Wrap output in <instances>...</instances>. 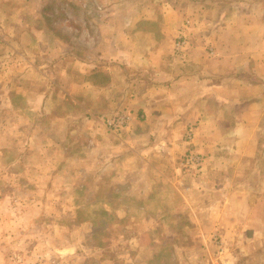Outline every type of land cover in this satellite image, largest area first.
<instances>
[{"label":"rangeland","instance_id":"374dc122","mask_svg":"<svg viewBox=\"0 0 264 264\" xmlns=\"http://www.w3.org/2000/svg\"><path fill=\"white\" fill-rule=\"evenodd\" d=\"M85 1L0 0V264H264V246H226L187 205L162 216V131L136 125L129 88L104 113L78 104L98 98L80 85Z\"/></svg>","mask_w":264,"mask_h":264},{"label":"crops","instance_id":"0c3cea01","mask_svg":"<svg viewBox=\"0 0 264 264\" xmlns=\"http://www.w3.org/2000/svg\"><path fill=\"white\" fill-rule=\"evenodd\" d=\"M85 2L80 85L98 98L78 104L104 113L108 91L129 88L136 125L162 131V216L187 205L198 229L226 246H264V0ZM181 34L188 48L177 53ZM195 153L201 166L179 172Z\"/></svg>","mask_w":264,"mask_h":264},{"label":"built area","instance_id":"2783aa9c","mask_svg":"<svg viewBox=\"0 0 264 264\" xmlns=\"http://www.w3.org/2000/svg\"><path fill=\"white\" fill-rule=\"evenodd\" d=\"M190 26V22L188 21L185 28ZM183 28L182 30H184ZM188 39L185 35L181 34L178 39L175 42V51L177 53H184L186 49L188 48ZM131 121V117L129 115H122L119 117H116L114 119L108 120V128L112 132H120L124 130V128L129 125ZM188 140L192 141L194 138L192 129L189 128L188 131ZM202 164V159L199 155H194L190 158L189 165H192L196 168L200 167Z\"/></svg>","mask_w":264,"mask_h":264},{"label":"trees","instance_id":"16d2710c","mask_svg":"<svg viewBox=\"0 0 264 264\" xmlns=\"http://www.w3.org/2000/svg\"><path fill=\"white\" fill-rule=\"evenodd\" d=\"M105 255H107V254H105ZM9 258H10V257H9ZM96 258H97V256H92V257L89 258V259L87 260V262L84 263V264H96V263H95ZM12 261H13V260L10 258L9 261H8V264L12 263ZM100 262H101V261H100ZM100 262H99L98 264H100Z\"/></svg>","mask_w":264,"mask_h":264}]
</instances>
